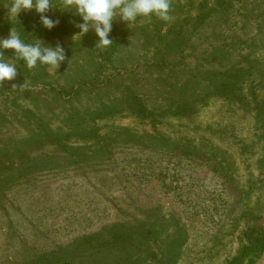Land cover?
Returning a JSON list of instances; mask_svg holds the SVG:
<instances>
[{
  "label": "rangeland",
  "instance_id": "374dc122",
  "mask_svg": "<svg viewBox=\"0 0 264 264\" xmlns=\"http://www.w3.org/2000/svg\"><path fill=\"white\" fill-rule=\"evenodd\" d=\"M53 6L63 34L35 42L64 47L57 70L27 73L4 50L18 69L0 82V264H43L60 248L69 260L56 264H160L157 244L177 230L175 264H225L248 224L264 230V0H171L167 22L115 18L107 48L92 28L75 38L80 17ZM239 66L242 99L204 89ZM147 232L157 240L141 243ZM110 234L127 235L121 250Z\"/></svg>",
  "mask_w": 264,
  "mask_h": 264
},
{
  "label": "clouds",
  "instance_id": "9594fccd",
  "mask_svg": "<svg viewBox=\"0 0 264 264\" xmlns=\"http://www.w3.org/2000/svg\"><path fill=\"white\" fill-rule=\"evenodd\" d=\"M60 3L64 10H73L82 21L76 24L79 32L74 37L81 39L92 28L98 37L95 47L100 48L113 44L110 33L115 18L119 17L129 26L134 25L139 18L152 16L167 22L171 11V0H60ZM52 8H57L53 6V0H11L9 16L16 20L22 10L34 9L39 14L42 25L51 30L59 22L46 15ZM38 41L26 43L14 29L10 30L7 38H0V82L13 81L17 76V64L4 59V50L8 49L28 69L35 68L38 64L56 70L59 68L66 59L64 47L59 44L45 46Z\"/></svg>",
  "mask_w": 264,
  "mask_h": 264
},
{
  "label": "trees",
  "instance_id": "16d2710c",
  "mask_svg": "<svg viewBox=\"0 0 264 264\" xmlns=\"http://www.w3.org/2000/svg\"><path fill=\"white\" fill-rule=\"evenodd\" d=\"M197 19H200V14H197L195 16ZM28 19V20H27ZM16 23V24H14ZM12 29L18 31L21 34V38L26 42V43H34L36 38L44 36V38H50L53 34H63L58 26L53 27L51 30L45 28L39 19V14L36 15V12H29L26 15H21L17 16L16 20L13 18L12 19ZM58 27V28H57ZM58 29V30H56ZM65 31V28H63ZM0 33L2 34H7V29L0 27ZM173 33L175 35H173ZM178 33H180V30L177 28L176 30L169 31L165 35L166 37H169V41L165 43L166 48L173 47L178 48L179 47V42L182 40V38H179ZM164 35L161 36L160 38L165 37ZM15 57V56H14ZM161 61V62H160ZM160 63L164 62V59L159 60ZM23 64V61H21ZM159 63V64H160ZM39 65V64H38ZM38 65L35 68L28 69L25 64V72L28 73V70H33V73L36 75V70L38 68ZM41 67V66H40ZM241 72H244V69L239 66L235 68H231L230 70L224 71V73H221L217 75L216 72H211L210 74L213 76H208L206 79L208 80V83L204 84L207 85L204 87V89H208L212 87L214 84V92L218 93L221 97H224L228 100H236V99H242L243 97L238 96V91L240 90V84H238V76ZM187 85L190 83L189 81L186 82ZM187 88V87H186ZM208 92H206L203 96H207ZM200 96V95H198ZM176 111L179 115L181 114H186L189 112V108L191 107V102L190 100H187L186 102H182V104L178 103L177 106H175ZM216 169H219V171L222 173V176H229V170L226 169V166H220L216 167ZM251 223V220L249 221ZM115 232V231H114ZM112 232V233H114ZM139 233V232H138ZM139 235V234H137ZM141 235V234H140ZM157 233L151 234L147 232L145 236H139L141 243L143 240H147L150 237H154V240H157ZM185 232H182V230H177L176 232H171L168 235H166V240H169V242L166 245V251H164L160 243L159 245L157 244V248L155 250L156 255L159 256V259H157V263L160 264H175V259L178 257L176 256L177 254L175 253L177 251V247L179 246L180 242L186 241V236ZM243 237V241L240 242V246L238 249L237 255L233 256L230 258L228 261H226L225 264H252L259 256H261L264 253V230L256 228L254 223L248 224L244 230H242L241 233ZM111 238V243H113L115 246L119 244L124 245L125 240L127 238L126 236H123L122 238L117 236V234H110ZM129 236V235H128ZM94 236H86L83 237L85 241H89V239H94ZM129 238V237H128ZM117 248L122 249V246L119 245ZM177 248V249H176ZM65 252H69L68 249L65 248H60L55 252L54 254L57 255V253H60V255L55 256L54 254L49 256L46 254H43L41 259L43 260V264H56L57 261L61 260L63 261L64 259L69 260V258H66L64 255ZM171 253V256L168 254ZM175 254V257L172 254ZM71 257V256H70ZM123 261L125 262V259L123 258Z\"/></svg>",
  "mask_w": 264,
  "mask_h": 264
}]
</instances>
